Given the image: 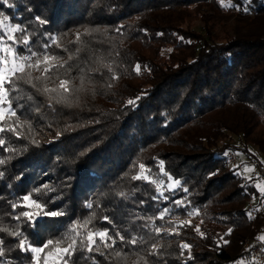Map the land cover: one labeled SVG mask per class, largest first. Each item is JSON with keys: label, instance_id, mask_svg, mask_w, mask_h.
<instances>
[{"label": "trees", "instance_id": "16d2710c", "mask_svg": "<svg viewBox=\"0 0 264 264\" xmlns=\"http://www.w3.org/2000/svg\"><path fill=\"white\" fill-rule=\"evenodd\" d=\"M4 16L26 31L32 50L48 44L60 63L72 65L73 88L82 69L88 79L71 104L50 107L23 80L10 94L28 120L20 119V138L0 133V264H32L19 239L42 246L73 225L85 233L106 229L116 243L105 248L97 239L93 251L78 248L69 264H232L246 242L259 241L264 208L253 202V176L245 179L225 153L254 162L258 173L264 168V0H0V21ZM141 165L150 179L180 182L164 191L167 201L153 199L157 184L133 179ZM25 194L43 210L19 206ZM164 208L163 220L147 219ZM25 211L35 225L20 215ZM184 220L189 224L180 226ZM174 227L179 234L169 235ZM183 243L191 248L181 254ZM50 251L40 254L41 264Z\"/></svg>", "mask_w": 264, "mask_h": 264}, {"label": "snow or ice", "instance_id": "6c2138e0", "mask_svg": "<svg viewBox=\"0 0 264 264\" xmlns=\"http://www.w3.org/2000/svg\"><path fill=\"white\" fill-rule=\"evenodd\" d=\"M39 19L41 24L46 23L45 20ZM8 17L4 16L3 21H0V25L3 26V31L0 32V133H4L5 131L13 132L17 135V138H20L21 131L18 129H22L24 125L20 123V119L23 116L25 121L27 122L28 118L21 111L18 113L17 108L23 109V104H17L14 107V101L18 100L19 97L11 96V92L20 91L18 88L17 81L23 80L25 83L29 84L31 87L35 88L37 91H40L42 94L48 97L51 107V102L55 103H72V95L74 92H80L85 87V82L88 79L87 73L82 69L80 75L81 84L79 87H72V79L68 76V71L71 69L72 65H65L60 63L59 61L62 59L57 54L49 53L47 49L50 45H44V52L34 51L31 48V39L30 36L26 33L24 29H22L19 25L13 27L10 25H5L4 21H7ZM24 32L23 37H18L16 33ZM52 44L59 46L58 41L55 37H52ZM80 40L79 34L77 35V41ZM11 41V43H8ZM23 44L25 46V51L22 53L19 51V48ZM71 59V56H69ZM139 69V66H137ZM60 69H64V73H60ZM33 71L40 72L39 76L33 77ZM109 71L111 68L109 67ZM115 79V75L112 77ZM58 81V84H57ZM49 84L53 86L49 87ZM129 103H133V101H129ZM12 118H16L15 121ZM7 124V127L4 125ZM29 129L31 130V126L29 125ZM34 143L36 141H33ZM5 144V140L0 138V146ZM4 163L3 160H0V164ZM145 165L140 166V174L134 175V180L144 179L146 182L157 184L158 185V195L153 197L155 200H164L167 201V197L164 196V191H174V188L170 187V185L179 186V181L174 180L171 176L168 177V184H165L162 180L150 179L149 175L145 173ZM250 171V169H246ZM162 170V175H164ZM2 175V173H0ZM257 189L264 196V187H261L260 184L256 185ZM121 196H125L124 193H121ZM23 203L19 206L24 208H36L43 210V205L35 199H32L29 194H25L22 197ZM143 203V202H141ZM172 203L177 204L181 207L184 206L183 201L173 200ZM92 205L89 204L88 207ZM17 207V205H13V208ZM169 209L164 208L161 210L158 217L155 218H147L149 220H154L159 218L161 220L168 214ZM199 213V210L188 211L186 214L189 217L196 215ZM48 216H59L63 213L60 211H48L45 213ZM20 215L28 218L32 221L33 225H35V221L33 220V214L29 211H25ZM20 215H16L14 218L19 220ZM38 215V214H37ZM251 217V214L249 213ZM106 221L109 220L108 217L104 218ZM84 227L87 228V225L90 223L89 220H85ZM189 224L188 220H184L180 222V226ZM154 231L157 235H159L162 231L161 228L155 227ZM196 231L199 233L200 230L197 227ZM179 234L176 232L175 227L168 231V234ZM11 235L20 237L22 233L20 232H11ZM203 237V233H200ZM116 235L119 239L126 243H131L133 245L137 244L136 238H132L128 240L124 235L120 232H117ZM97 239H99L100 243L104 245L105 248H111L115 245L116 240L113 236H111L108 230H98L93 231L88 229L87 232L79 231L77 226L73 225L70 229L58 240L49 239L42 246H33L27 242V238L19 239V246L22 251H30L33 253L32 264H41V253L45 252V249L52 247V251L48 252L44 257V264H69L72 255L77 251L78 248L83 247L87 248L89 252L94 250V246L97 243ZM261 242H264V236L258 237ZM67 241L66 247H61V245ZM109 241L111 243H109ZM0 243H2V238H0ZM153 254L158 251L159 246L157 244H153ZM181 254H183L184 250H190L191 246L187 243L181 244ZM99 250V249H96ZM264 252V249H261ZM56 254V258L49 262V257ZM3 254L2 249H0V255ZM115 255L117 257H121L120 252H116ZM191 258V257H189ZM144 258L141 257L140 260ZM145 264L147 262L145 261ZM236 264H246L245 260L242 258L240 261L236 262Z\"/></svg>", "mask_w": 264, "mask_h": 264}, {"label": "rangeland", "instance_id": "374dc122", "mask_svg": "<svg viewBox=\"0 0 264 264\" xmlns=\"http://www.w3.org/2000/svg\"><path fill=\"white\" fill-rule=\"evenodd\" d=\"M5 25H10L8 23H4ZM11 26V25H10ZM193 26L198 29L199 31H201L202 33H204V23L201 20H196L193 23ZM219 31L221 32V30L219 29ZM37 51V50H34ZM39 52H44V51H39ZM60 62V61H59ZM34 73H39L37 71H33ZM223 141H226L227 139H222ZM255 167V163L252 162L251 164L247 161L246 158L244 157H240V174L247 180H250L253 176L252 179V183L254 184V186L256 187L257 184H260L261 187H264V168L259 171H257L256 167ZM239 168V169H240ZM246 169H250V171L246 170ZM259 174V175H258ZM255 176V177H254ZM258 176V177H257ZM178 181V180H177ZM169 183V182H168ZM167 183V184H168ZM177 185H170V187L175 188ZM257 189V187H256ZM258 190V189H257ZM259 192V190H258ZM261 197V198H260ZM260 199V202L258 204V208H264V196L261 195V193L259 192V196L253 200V202L256 204ZM252 212V211H251ZM249 243V242H246ZM247 245H245L246 247ZM46 255V254H45ZM44 255V256H45ZM56 258V254L54 253L53 256L49 257V262H51L52 260H54ZM241 259L239 258L236 262L240 261ZM236 262L232 263V264H236Z\"/></svg>", "mask_w": 264, "mask_h": 264}, {"label": "built area", "instance_id": "2783aa9c", "mask_svg": "<svg viewBox=\"0 0 264 264\" xmlns=\"http://www.w3.org/2000/svg\"><path fill=\"white\" fill-rule=\"evenodd\" d=\"M227 161L233 167H240L239 157L233 151H227L225 153ZM252 201H249L246 205L247 210H251ZM264 236V235H263ZM247 245V251L240 257L244 259L246 264H264V252L261 249H264V242L260 240L258 242H249L245 243Z\"/></svg>", "mask_w": 264, "mask_h": 264}]
</instances>
